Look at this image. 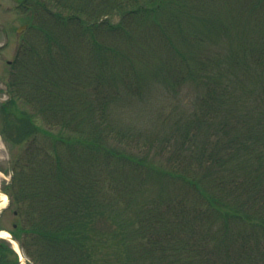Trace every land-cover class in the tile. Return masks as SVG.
<instances>
[{
    "label": "trees",
    "instance_id": "trees-1",
    "mask_svg": "<svg viewBox=\"0 0 264 264\" xmlns=\"http://www.w3.org/2000/svg\"><path fill=\"white\" fill-rule=\"evenodd\" d=\"M13 1L26 23L0 136L18 152L1 189L26 264H264V0ZM96 28L120 47L74 59ZM187 77L206 86L193 105L174 88ZM160 81L169 105L152 103Z\"/></svg>",
    "mask_w": 264,
    "mask_h": 264
},
{
    "label": "rangeland",
    "instance_id": "rangeland-1",
    "mask_svg": "<svg viewBox=\"0 0 264 264\" xmlns=\"http://www.w3.org/2000/svg\"><path fill=\"white\" fill-rule=\"evenodd\" d=\"M13 6H14L13 0H0V99H3V100L7 98V95L5 94L4 91L6 89V82L9 77L8 64L14 58L17 44L22 38V35L21 34L19 35L18 31H20L22 28H25V23H26L20 17L21 15L18 14V12L14 11ZM109 21L110 23L115 24L117 22V18L110 19ZM95 39L97 42H103V44H109L110 49L111 48L114 49V47H120L119 46L120 43L118 42L116 38L105 37L101 35V32H99L98 28H96V31L94 30L93 32H90V33L88 32L81 33L80 40L75 42V45H74V53H73L74 59L77 60V59H80L81 57V55L76 54L78 47H79V51L85 50L87 46L91 45L92 42H95ZM88 43H91V44L88 45ZM213 49H216V47L214 48L212 47L211 50ZM238 54H241V53H238ZM53 65L54 66L57 65L56 61L54 62ZM59 67L60 66H58V69H60ZM178 70H180V68H178ZM56 74L63 76L64 73H63V70H60V73H56ZM81 76L84 77V74L82 73ZM77 86L78 84H76V87ZM84 87L86 89V86ZM169 88H171L170 85L166 83H163L161 81L160 83L156 82L152 88V91H154L155 93L153 96L155 99L152 100V103L158 106V104H161V103H162L161 105L163 104L165 105V103L169 105L171 102H173L170 100L171 93L167 92ZM174 88L179 91L180 93L179 97L182 98L183 100L181 102L182 104L193 105L194 102L196 101L195 99L205 92L206 86L204 84L203 85L201 84L192 85L191 79H188L187 77V78H181L177 80ZM88 93L91 95V97L96 96V95L92 96V94H96V92L93 91V87L91 86H89L88 88ZM89 96H86V99ZM92 101L94 102L95 100L92 99ZM56 102H62V101L58 100ZM132 105H140V104L134 103ZM171 108L172 107H168L167 108L168 111ZM125 110H126V113H129L131 109H125ZM131 112H132V115L121 117V119L122 121L135 126L138 129L139 133L146 134V131L148 129H151L157 133H158V130L159 132L164 130L162 126H156L155 121L151 120L149 116L147 118V116H145L141 112L137 113V112H133L132 110L130 111V113ZM111 114L113 115V113H110V114H107V116ZM108 119H110V117H108ZM39 123L42 127H47L46 124L42 120H40ZM54 131H57V130L55 129ZM134 138H138V137L134 135ZM131 139L133 138L131 137ZM109 143H117V142L111 140L109 141ZM124 149L127 151H130L131 153L139 152L136 149H129L126 147H124ZM15 152H18V149L16 148L10 149L7 145L4 144L0 136V188L2 187L3 184H6L9 181V172H10L9 160ZM169 153L170 152L168 150L164 154H162L163 155L162 159L166 158L169 155ZM144 157L151 161L159 158V156L153 155V154H148L147 156H144ZM162 161L166 163L165 159H163ZM10 211H11L10 208H6L5 210L0 211V230L9 231V227L11 226V222L13 219Z\"/></svg>",
    "mask_w": 264,
    "mask_h": 264
},
{
    "label": "water",
    "instance_id": "water-1",
    "mask_svg": "<svg viewBox=\"0 0 264 264\" xmlns=\"http://www.w3.org/2000/svg\"><path fill=\"white\" fill-rule=\"evenodd\" d=\"M0 192H1V193H4V192L1 191V190H0ZM5 195H6V200L8 201V200H9V197H8L7 194H5ZM0 231H1V230H0ZM0 237H4V238H6L7 240H9L10 242H13V241H14V242L16 243V245H17V250H18V252H19L20 257L23 256L22 248L20 247L19 243H18L14 238L11 237L10 234H2V233H0ZM19 263H20V259H19L18 264H19Z\"/></svg>",
    "mask_w": 264,
    "mask_h": 264
},
{
    "label": "bare ground",
    "instance_id": "bare-ground-1",
    "mask_svg": "<svg viewBox=\"0 0 264 264\" xmlns=\"http://www.w3.org/2000/svg\"><path fill=\"white\" fill-rule=\"evenodd\" d=\"M6 204V196L3 193H0V209ZM5 234V232H2ZM13 246L16 248V243L13 241ZM20 264H24V258Z\"/></svg>",
    "mask_w": 264,
    "mask_h": 264
}]
</instances>
